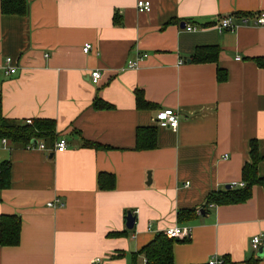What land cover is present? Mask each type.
I'll list each match as a JSON object with an SVG mask.
<instances>
[{"label":"crops","instance_id":"obj_1","mask_svg":"<svg viewBox=\"0 0 264 264\" xmlns=\"http://www.w3.org/2000/svg\"><path fill=\"white\" fill-rule=\"evenodd\" d=\"M140 1L151 11L139 12ZM27 2L26 16H4L0 0V106L9 120L55 121L68 148L0 142V164L11 168L0 216L22 220L20 244L0 246V264H144L133 255L174 227L191 230L175 243L174 264H264V185L246 203L204 208L210 194L242 188L251 141L264 157V68L256 62L264 58V27L241 22L264 12V0ZM229 16L237 29L220 32ZM201 47H218V61L192 63ZM144 55L138 69H125ZM8 58L17 69L10 76ZM218 69L226 82L217 81ZM136 90L151 110L137 108ZM98 98L113 108L95 110ZM165 109L179 114L176 131L156 125ZM144 128L157 129L156 149L136 150ZM258 170L264 178V160ZM101 173L115 176L114 190H100ZM56 200L63 206L48 207ZM187 210L196 213L181 224ZM255 236L263 240L257 251Z\"/></svg>","mask_w":264,"mask_h":264},{"label":"trees","instance_id":"obj_2","mask_svg":"<svg viewBox=\"0 0 264 264\" xmlns=\"http://www.w3.org/2000/svg\"><path fill=\"white\" fill-rule=\"evenodd\" d=\"M1 13L4 16L24 17L28 14L27 0H1ZM219 58L218 47H201L197 49L191 61L194 64L215 63ZM259 67L264 68V58L256 59ZM228 74L222 69L217 70V81L226 82ZM136 105L140 110H151L154 105L145 99L144 92L135 91ZM93 107L95 110H110L112 105L96 99ZM56 123L53 120L36 119L32 124L6 119L0 106V142L5 139L14 145L24 148L35 146V143L45 142L48 147L55 145L57 135ZM158 131L154 128L138 129L136 132V150L148 151L157 148ZM96 149H108L93 143H86ZM264 160L260 156L258 142L253 140L250 144V162H247L242 170L243 188H231L210 194L204 208L210 206H227L246 203L252 196L255 186H263L264 178L259 177V165ZM98 185L102 191H112L116 187V178L112 174L101 173L98 177ZM11 186V168L9 163L0 164V191ZM196 210L181 211L178 215L179 222H186ZM22 220L19 216H0V246L16 247L20 244ZM114 237L122 233H112ZM178 239H171L164 232L158 233L155 239L145 246L138 254L133 255L134 261L138 255H143L146 264H174V245ZM225 262V261H224ZM259 260L252 259L247 264H258Z\"/></svg>","mask_w":264,"mask_h":264},{"label":"built area","instance_id":"obj_3","mask_svg":"<svg viewBox=\"0 0 264 264\" xmlns=\"http://www.w3.org/2000/svg\"><path fill=\"white\" fill-rule=\"evenodd\" d=\"M137 8L139 12L148 13L151 11L152 5L148 1H140L138 2ZM241 22L243 25H248L250 24V22H252V24L255 26L264 27V12L258 13L254 16L245 15L241 18ZM237 27L238 25L235 22L233 16H229V17H225L221 19L217 26L220 32L235 31ZM186 30L189 32H193V31H196L197 28L188 26ZM91 48H92L91 45H86L84 47V52L88 53L91 50ZM146 57L147 56L144 55L142 57L137 58L136 60H129L126 64L125 69L126 70L138 69L140 66V62L143 61ZM4 71H5L6 76L16 74L17 69L16 67L13 66V60L11 58L6 59V62L4 65ZM91 77H92L93 83L97 84L100 81L102 74L99 71H96L92 73ZM27 124L31 125L32 121L31 120L27 121ZM156 125L161 128L172 129L176 131L179 126V114L173 109L162 110L156 116ZM1 143L5 145L7 143V140L3 139ZM34 147H38L41 150L46 149L45 143H37L35 144V146H32V147L29 146V148H34ZM67 148H68L67 140L64 137L57 138L55 145H54V150L57 152H64L67 150ZM234 186H237V185H234ZM239 186L243 188L245 186V183L242 182L239 184ZM58 202L59 200L50 202L48 204V207L56 208L57 204L59 207H62L63 204H59ZM190 234H191V230L186 227H174V228H169L165 231V235L171 239H184V238L189 237ZM262 242H263L262 236H255L252 239V248L256 251L259 250L263 244ZM146 263L147 262L145 261L144 264ZM209 264H224V261L214 259V260H211Z\"/></svg>","mask_w":264,"mask_h":264},{"label":"water","instance_id":"obj_4","mask_svg":"<svg viewBox=\"0 0 264 264\" xmlns=\"http://www.w3.org/2000/svg\"><path fill=\"white\" fill-rule=\"evenodd\" d=\"M37 144V142L35 143ZM232 186H228L227 189H231ZM127 227L129 230H132L134 228V225H135V221H136V217L132 214V213H128L127 215ZM264 251V247L261 248L260 252H259V256H262V252Z\"/></svg>","mask_w":264,"mask_h":264}]
</instances>
